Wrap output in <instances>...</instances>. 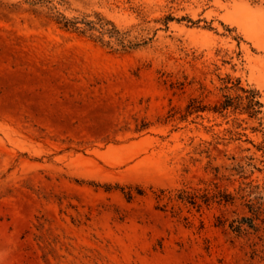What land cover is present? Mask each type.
<instances>
[{
	"label": "rangeland",
	"instance_id": "374dc122",
	"mask_svg": "<svg viewBox=\"0 0 264 264\" xmlns=\"http://www.w3.org/2000/svg\"><path fill=\"white\" fill-rule=\"evenodd\" d=\"M263 141L264 0H0V264H264Z\"/></svg>",
	"mask_w": 264,
	"mask_h": 264
},
{
	"label": "trees",
	"instance_id": "16d2710c",
	"mask_svg": "<svg viewBox=\"0 0 264 264\" xmlns=\"http://www.w3.org/2000/svg\"><path fill=\"white\" fill-rule=\"evenodd\" d=\"M62 18L63 19L60 22H63V26L67 28H73L83 33L87 32V30L90 29L99 30L101 33L100 35H97V38L100 40H102V36L104 34L108 33L110 36L116 37L119 41V44H121L123 48L135 47L138 44L133 42L132 40L127 41L126 34L117 27L114 21L107 19L103 16H99L98 20L96 21L89 19L80 21L78 19H68L67 17ZM173 18L174 17L171 15L167 17V19ZM79 22H83L88 27H81V25H79ZM241 88L246 92V95H239L237 101L232 97H227L223 102H221L218 107H215L216 110L223 111L229 108L230 106L238 107L240 105H243V108L248 111L251 116H257L258 113L261 112L260 107L263 105V102L258 98L259 91L257 89H245L244 87ZM257 147L258 149H261L264 152V141L261 144L257 145ZM253 210L255 212V215L259 217L261 213V208H253ZM244 220L249 226L257 227L256 223L254 222V217H243V221L238 225H233V228L238 231H243V224L245 223Z\"/></svg>",
	"mask_w": 264,
	"mask_h": 264
}]
</instances>
